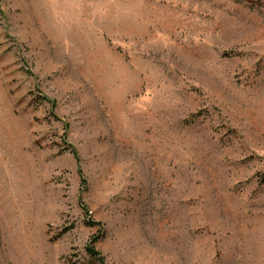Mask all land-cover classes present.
Segmentation results:
<instances>
[{
  "label": "rangeland",
  "instance_id": "374dc122",
  "mask_svg": "<svg viewBox=\"0 0 264 264\" xmlns=\"http://www.w3.org/2000/svg\"><path fill=\"white\" fill-rule=\"evenodd\" d=\"M94 236L264 264V0H0V264H95Z\"/></svg>",
  "mask_w": 264,
  "mask_h": 264
},
{
  "label": "trees",
  "instance_id": "16d2710c",
  "mask_svg": "<svg viewBox=\"0 0 264 264\" xmlns=\"http://www.w3.org/2000/svg\"><path fill=\"white\" fill-rule=\"evenodd\" d=\"M69 148H70V150H72L71 147H69ZM71 152L74 155V157L76 158V160H78L76 151L72 150ZM81 186L83 188L86 187V181L85 180H82ZM80 206H81V208L83 210V213L85 214V217H86L85 223L87 225H89V226H93V225L100 226L99 223H96V222H93V221L90 220V218H89V211H88V209L86 208V206L82 202H81V205ZM100 230H101V226H100ZM98 238L99 237H97V236L92 237L91 240H90V242L88 243V245L85 247V251H86L88 257L91 259V261L94 262L95 264H105V260H104L103 256L101 255L100 252H98L95 249V243L98 241Z\"/></svg>",
  "mask_w": 264,
  "mask_h": 264
}]
</instances>
